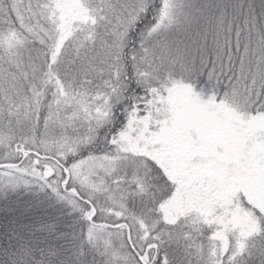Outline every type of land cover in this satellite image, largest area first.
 Returning <instances> with one entry per match:
<instances>
[{"label": "snow or ice", "instance_id": "obj_1", "mask_svg": "<svg viewBox=\"0 0 264 264\" xmlns=\"http://www.w3.org/2000/svg\"><path fill=\"white\" fill-rule=\"evenodd\" d=\"M0 264H264V0H0Z\"/></svg>", "mask_w": 264, "mask_h": 264}]
</instances>
